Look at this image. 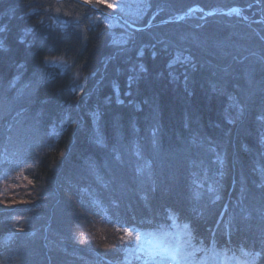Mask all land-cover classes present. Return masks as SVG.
Here are the masks:
<instances>
[{
  "label": "trees",
  "instance_id": "trees-1",
  "mask_svg": "<svg viewBox=\"0 0 264 264\" xmlns=\"http://www.w3.org/2000/svg\"><path fill=\"white\" fill-rule=\"evenodd\" d=\"M91 14L0 0V264H141L125 229L264 264V0H151L123 47Z\"/></svg>",
  "mask_w": 264,
  "mask_h": 264
},
{
  "label": "rangeland",
  "instance_id": "rangeland-1",
  "mask_svg": "<svg viewBox=\"0 0 264 264\" xmlns=\"http://www.w3.org/2000/svg\"><path fill=\"white\" fill-rule=\"evenodd\" d=\"M76 1L80 3V5L87 6L84 3V0ZM150 2L151 0H107V3L112 5V7H107L105 3H97L96 0H92L91 4L88 5L91 6L89 8L94 11V14L88 16V19H90V22L93 25H104L106 30L110 32L111 42L115 46L123 47L132 36V32L128 27L135 30L138 28L140 29L138 26L147 15V11L150 8ZM65 10L66 6L60 4V6L54 11V17H56V19L62 18L67 22L74 19L75 16H73L71 12ZM237 12V10H233L226 14H237ZM259 19L262 20V17L259 16ZM149 20L151 19L149 18ZM145 26L149 27L150 23H147ZM178 60L179 57L176 56L171 60V63L174 61L178 62ZM46 64L49 66L51 72H54V70L57 69L58 72L63 73L70 69V63L63 59H51ZM50 71L49 73H51ZM72 75L73 81L77 83L80 78L79 74L75 72ZM88 78L89 77H84L78 82L75 88L76 92L81 91ZM27 84L29 83H26L25 87ZM14 166L16 165L13 164L12 168H14ZM9 177H12V173L8 175H0V182L10 181ZM137 236H139L138 240ZM127 243L129 244L126 248L127 257L125 259L128 263L130 262L131 256H138L145 258V260H142L141 264H152L153 257L156 258L155 264H188V258H182L187 257L188 253L181 251V256H178L176 259H171L169 258V250L174 249L176 246L170 245L166 248V246L159 245L153 240L151 235L133 233L132 239L130 241L128 240ZM149 256H152V258L148 259Z\"/></svg>",
  "mask_w": 264,
  "mask_h": 264
},
{
  "label": "snow or ice",
  "instance_id": "snow-or-ice-1",
  "mask_svg": "<svg viewBox=\"0 0 264 264\" xmlns=\"http://www.w3.org/2000/svg\"><path fill=\"white\" fill-rule=\"evenodd\" d=\"M92 0H84L85 4H91ZM97 3H105L107 7H112L110 3H107V0H96ZM187 227V225H185ZM125 236L128 237V240L130 241L133 237V233L129 231L128 229L124 230ZM164 235H167L166 233ZM121 239H124V237H121ZM139 239V236H137V240ZM183 245H177L174 249H170V257L171 259H176L178 256H181ZM191 255V254H189ZM186 258V257H182Z\"/></svg>",
  "mask_w": 264,
  "mask_h": 264
},
{
  "label": "water",
  "instance_id": "water-1",
  "mask_svg": "<svg viewBox=\"0 0 264 264\" xmlns=\"http://www.w3.org/2000/svg\"><path fill=\"white\" fill-rule=\"evenodd\" d=\"M74 1H76V0H74ZM77 2V1H76ZM88 7H91L90 5H88V4H86ZM197 9V7L196 6H193V7H191L188 11H187V15H186V17H188L189 16V14L192 12V11H194V10H196ZM199 10H200V12H202L205 16H211V15H214V14H226V13H228V12H231V11H233V10H238V8L237 7H231V8H229V9H227V10H220V11H217V12H209V13H205L202 9H200L199 8ZM184 19V17H181L180 19H177V21H182ZM176 21V22H177ZM136 30H141V29H136Z\"/></svg>",
  "mask_w": 264,
  "mask_h": 264
}]
</instances>
